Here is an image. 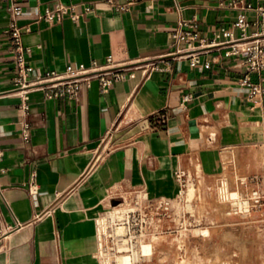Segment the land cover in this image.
<instances>
[{
  "label": "crops",
  "instance_id": "crops-1",
  "mask_svg": "<svg viewBox=\"0 0 264 264\" xmlns=\"http://www.w3.org/2000/svg\"><path fill=\"white\" fill-rule=\"evenodd\" d=\"M128 1H23L29 77L109 63L121 74L106 91L94 80L76 99H49L17 82L12 15L0 0V264H103L98 220L113 201L139 191L174 199L186 172L219 173L226 155L264 177V96L251 99L244 82L264 85V69L245 61L239 9ZM245 1L253 39L264 0ZM57 2L77 17L38 18ZM183 21L197 24L191 46L175 37L190 29Z\"/></svg>",
  "mask_w": 264,
  "mask_h": 264
},
{
  "label": "rangeland",
  "instance_id": "rangeland-1",
  "mask_svg": "<svg viewBox=\"0 0 264 264\" xmlns=\"http://www.w3.org/2000/svg\"><path fill=\"white\" fill-rule=\"evenodd\" d=\"M248 170L226 155L219 173L186 172L172 217L162 214L151 224L147 216L146 236L133 238L125 250H118L114 228L124 226L119 220L144 209L145 202L131 192L119 203L124 204L120 214L110 205L99 217L103 264H117L123 254L131 255L130 264H264V177ZM133 227L131 222L122 232ZM145 244L151 249L144 255Z\"/></svg>",
  "mask_w": 264,
  "mask_h": 264
},
{
  "label": "built area",
  "instance_id": "built-area-1",
  "mask_svg": "<svg viewBox=\"0 0 264 264\" xmlns=\"http://www.w3.org/2000/svg\"><path fill=\"white\" fill-rule=\"evenodd\" d=\"M6 3V8L12 15V19L9 23L8 32L12 37V47L14 51L15 64L17 66V82L21 83L23 87H42L45 90L46 97L51 98H69L76 99L84 86H89L92 81L98 80L103 91H106L108 87L112 84L115 79L121 77L119 73L118 66H112L111 63L98 66L94 65L92 67H86L81 65L79 67H74L69 65L64 72H57L56 70H48L44 75L31 78L29 77L30 71L33 69L27 63L26 47L22 42L23 29L18 23V18L24 13L23 1L24 0H3ZM137 0H129L128 4H131ZM231 5L239 9L237 20L235 22L236 26L242 31L241 38L249 39L248 43L245 45L243 51L246 54V63L250 69L253 70H263L264 69V43L261 39H264V32L255 36L253 39L247 35V29L250 25L246 17V10L251 7L250 3L245 0H232ZM90 9V7H87ZM258 11L261 15V20L264 24V4L258 6ZM71 14L73 17H77L73 13L72 7L70 5L57 2L54 8H47L44 13L38 14L39 19H44L49 23H54L60 21L66 15ZM181 26H188L190 29L179 30L176 32L177 43L185 42L187 46H191L193 40L197 38L198 33L193 32L191 29L196 28V23H189L188 21H183L180 23ZM224 34L230 37L234 36L231 31H224ZM180 50V49H177ZM245 84L248 87L249 97L253 100H260L264 96V85L260 82H255L249 77H246ZM23 109H28V105L25 104ZM31 126L29 123H25L24 131L28 133ZM0 151V158H1ZM139 196L142 197L145 202V208L142 210H130L127 217L119 220L120 224L125 227L133 222V231L128 229L127 233L115 232V238L117 241L118 250H125L128 248V242L132 241L133 238L137 240H142L146 236L144 223L147 222V216L150 219V223H155L161 219V215H168L172 217L173 208V198L160 197V198H150L144 192H137ZM122 199H119L121 203ZM119 203L114 204L113 208ZM123 203V202H122ZM149 210H151L149 212ZM160 210V212H159ZM119 223V222H118ZM120 226V227H124ZM154 234L157 233L156 227L152 231ZM98 234H99V220H98ZM100 240V237H99ZM145 255V254H144Z\"/></svg>",
  "mask_w": 264,
  "mask_h": 264
},
{
  "label": "bare ground",
  "instance_id": "bare-ground-1",
  "mask_svg": "<svg viewBox=\"0 0 264 264\" xmlns=\"http://www.w3.org/2000/svg\"><path fill=\"white\" fill-rule=\"evenodd\" d=\"M123 205H119V206H115L114 209H119L117 212L118 214H120V210L122 209ZM121 215H118L117 217H119ZM116 232H121L122 231V227L118 226L114 228ZM151 249V245L150 244H145L143 247V251L145 252L144 254H146L149 250ZM131 263V255L130 254H123V256H121V258L119 259L117 264H130Z\"/></svg>",
  "mask_w": 264,
  "mask_h": 264
},
{
  "label": "water",
  "instance_id": "water-1",
  "mask_svg": "<svg viewBox=\"0 0 264 264\" xmlns=\"http://www.w3.org/2000/svg\"><path fill=\"white\" fill-rule=\"evenodd\" d=\"M119 202H120V200H115V201H113V204H117Z\"/></svg>",
  "mask_w": 264,
  "mask_h": 264
}]
</instances>
